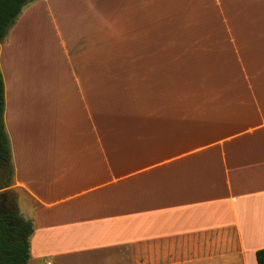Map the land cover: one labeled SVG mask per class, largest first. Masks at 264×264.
I'll return each instance as SVG.
<instances>
[{
	"label": "crops",
	"instance_id": "obj_1",
	"mask_svg": "<svg viewBox=\"0 0 264 264\" xmlns=\"http://www.w3.org/2000/svg\"><path fill=\"white\" fill-rule=\"evenodd\" d=\"M114 1L128 57L60 35L51 122H23L1 72L28 264H257L264 0Z\"/></svg>",
	"mask_w": 264,
	"mask_h": 264
},
{
	"label": "rangeland",
	"instance_id": "obj_2",
	"mask_svg": "<svg viewBox=\"0 0 264 264\" xmlns=\"http://www.w3.org/2000/svg\"><path fill=\"white\" fill-rule=\"evenodd\" d=\"M125 9V4L114 0H34L24 7L0 42V70L18 95L16 109L23 122L32 119L36 124L51 122L43 115L39 120V110L42 112L46 107L42 101L44 88L49 85L46 81L70 70L60 35L66 41L75 39L81 47L87 43L104 46V52L100 49L95 57L98 60L128 57L131 36L125 32L129 31V24L121 26L122 21L112 16L117 10L123 13ZM118 26L128 30H115ZM119 44L124 46L113 47ZM89 58H94L93 52Z\"/></svg>",
	"mask_w": 264,
	"mask_h": 264
},
{
	"label": "trees",
	"instance_id": "obj_3",
	"mask_svg": "<svg viewBox=\"0 0 264 264\" xmlns=\"http://www.w3.org/2000/svg\"><path fill=\"white\" fill-rule=\"evenodd\" d=\"M34 0H0V42L7 36L24 7ZM5 83L0 70V195L11 192L14 167L11 142L5 128ZM35 231L32 220L24 219L18 208L0 211V264H28L30 240ZM257 264H264V249L256 253Z\"/></svg>",
	"mask_w": 264,
	"mask_h": 264
},
{
	"label": "flooded vegetation",
	"instance_id": "obj_4",
	"mask_svg": "<svg viewBox=\"0 0 264 264\" xmlns=\"http://www.w3.org/2000/svg\"><path fill=\"white\" fill-rule=\"evenodd\" d=\"M11 195L1 194L0 195V211H8L12 208Z\"/></svg>",
	"mask_w": 264,
	"mask_h": 264
},
{
	"label": "water",
	"instance_id": "obj_5",
	"mask_svg": "<svg viewBox=\"0 0 264 264\" xmlns=\"http://www.w3.org/2000/svg\"><path fill=\"white\" fill-rule=\"evenodd\" d=\"M12 208H17V204L12 205Z\"/></svg>",
	"mask_w": 264,
	"mask_h": 264
}]
</instances>
